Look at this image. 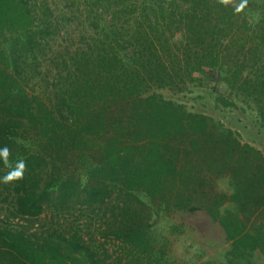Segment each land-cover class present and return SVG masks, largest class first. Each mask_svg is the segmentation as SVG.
<instances>
[{"label": "trees", "instance_id": "trees-1", "mask_svg": "<svg viewBox=\"0 0 264 264\" xmlns=\"http://www.w3.org/2000/svg\"><path fill=\"white\" fill-rule=\"evenodd\" d=\"M210 80L264 129V0H0V200L24 219L100 207L89 233L118 244L5 229L11 263L159 264L156 222L197 210L223 229L226 264L264 258V152L148 93Z\"/></svg>", "mask_w": 264, "mask_h": 264}, {"label": "rangeland", "instance_id": "rangeland-1", "mask_svg": "<svg viewBox=\"0 0 264 264\" xmlns=\"http://www.w3.org/2000/svg\"><path fill=\"white\" fill-rule=\"evenodd\" d=\"M58 3L56 11L66 13L67 7L59 1ZM76 16L73 15L74 19ZM83 21L80 17L78 20H72L69 23L70 29L77 32L81 23L85 26ZM213 82L210 80L189 85L182 92L158 89L148 93L154 92L164 100L179 104L186 112L209 117L214 123L233 132L242 144L264 152V129L255 122L250 110L244 109L238 101L231 98L232 106L221 107L216 98L224 95L225 87L219 81ZM216 186L221 192L225 193L227 190L225 179L218 180ZM103 216L104 211L100 207L92 209L82 204H73L58 211L45 210L36 218L24 219L15 214L12 205L0 200V264H14L7 254L5 240L8 239L1 234L5 229L34 235V238L30 239L37 243L40 242L37 238L47 236L48 232L59 234L63 230L70 232L69 228H77L81 230L82 241L79 244L90 249L95 248L97 253L105 252L114 256L118 253L117 242L104 241L89 233L96 229ZM154 234L156 243H161L157 256L159 264H226L229 241L216 219L204 210L167 213L154 225ZM65 235L68 236L67 233ZM37 254L42 255L44 259L40 264H62L55 259L44 257L43 253ZM253 259L254 264H264V258L257 253ZM146 264L156 263L151 259Z\"/></svg>", "mask_w": 264, "mask_h": 264}, {"label": "clouds", "instance_id": "clouds-1", "mask_svg": "<svg viewBox=\"0 0 264 264\" xmlns=\"http://www.w3.org/2000/svg\"><path fill=\"white\" fill-rule=\"evenodd\" d=\"M5 151H7L5 149ZM24 169H25V163L24 161H20L16 168L9 172L5 177H4V182H10L14 179H21L23 177V172H24Z\"/></svg>", "mask_w": 264, "mask_h": 264}]
</instances>
